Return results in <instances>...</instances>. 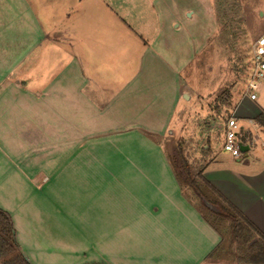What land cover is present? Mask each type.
<instances>
[{
    "label": "rangeland",
    "instance_id": "1",
    "mask_svg": "<svg viewBox=\"0 0 264 264\" xmlns=\"http://www.w3.org/2000/svg\"><path fill=\"white\" fill-rule=\"evenodd\" d=\"M59 1L50 0V9H60L55 17L75 43L81 40L77 48L87 38L98 43L100 39L108 40L98 45L97 55H107L109 69L121 67L127 56L134 59L138 55L142 45L133 36L147 40L160 60L152 64L149 52L143 68L165 72L163 80L168 78L172 88L183 92L175 112L186 113L187 117L183 116L182 132V120L177 118L163 138L149 129L137 128L127 135L111 137L106 135L109 127L128 126L99 124L96 139L83 140L80 150L65 156L62 168L50 176L46 186L29 187V221L41 234L29 237L37 258L35 262L31 255L29 260L34 264H249L244 260V250L232 242L231 222H215L216 216L201 207L192 191L177 181V196L192 203L220 239L205 262L196 263L204 254V232L195 226L194 216L191 221L185 211L180 212L182 201L174 199L175 185L168 187L165 171L157 163L154 169L148 167L152 157L143 151L151 150L152 144L159 145L171 166L168 156L176 158L179 146L192 170L200 169V152L194 149L200 138L197 131L205 129L212 116L224 127L236 105L248 94L253 47L264 34V0ZM42 14L47 22L42 23L44 26L55 24L53 17L48 21V14ZM117 16L128 26L120 25ZM132 46L137 48H132L131 55L124 48L120 50ZM41 67L42 62L38 72ZM257 97L256 103L264 107V83L258 87ZM142 115L139 112L137 117ZM143 133L152 143L144 141ZM210 138L212 151L230 157L223 152L221 136L213 134ZM65 146L74 149L68 143ZM46 159L38 160L45 164ZM170 199L175 201L170 203ZM148 202L160 211H142ZM152 209L156 211V207ZM174 209L173 214L170 211Z\"/></svg>",
    "mask_w": 264,
    "mask_h": 264
},
{
    "label": "crops",
    "instance_id": "2",
    "mask_svg": "<svg viewBox=\"0 0 264 264\" xmlns=\"http://www.w3.org/2000/svg\"><path fill=\"white\" fill-rule=\"evenodd\" d=\"M49 5H52L50 0H0V210L10 216L16 242L30 264L34 263L29 256L33 255L35 262L37 258L34 246L29 245V237L41 234L29 221V187L46 186L50 176L62 168L65 156L80 150L83 140L96 139L99 124L128 126L126 129L109 127L106 135L114 137L127 135L137 128V131L149 129L163 138L174 119L187 117L186 113L185 116L175 112L183 92L177 87L172 88L168 78L163 80L165 72L143 68L147 53H151L152 64L159 58L147 40L135 33L140 38L133 36L134 41L142 45V49H137L138 55L134 59L127 56L121 67L109 69L107 55H97L98 45H104L102 42L108 40L100 39L98 43L96 39L87 38L77 48L81 40L75 43L70 38L65 26H60L59 18L55 17L60 9H50ZM43 12L48 14V21L53 17L55 24L44 26L42 23L47 22ZM118 19L120 25L128 26L124 19ZM128 44L132 43L128 41ZM123 48L131 55L137 47H121L120 50ZM40 62L42 67L38 72ZM256 101L258 97L253 101L248 94L244 95L231 114L238 121L243 146L248 147L243 158L236 160L231 155L210 149V135L221 136L223 145L225 141L223 124L210 116L212 120L206 121L205 129L197 131L200 138L194 149L200 152L201 167L196 171L193 169L192 173L201 172L211 186L264 236V128L256 121L264 114V107ZM139 112L143 115L138 118ZM179 124L182 132L183 120ZM144 135L141 136L144 141L150 142ZM67 143L74 149L66 148ZM161 149L152 144L151 150L143 151L152 157L148 167L154 169L157 163L160 170L164 169L165 183L169 188L175 185L174 199L182 201L180 212L185 211L191 221L194 216L195 226L204 232V254L196 263L205 262L207 255L217 248L219 235L192 203L177 196V179ZM37 158H47V165ZM49 158H52L50 166ZM59 159L63 161L58 163ZM40 161L38 166L36 163ZM56 162L58 164H54ZM143 207L144 212L160 211V207L150 202ZM152 207H156V211ZM175 211L170 212L174 214ZM164 212L167 214L166 210ZM54 216L58 218L57 214ZM53 220L52 217L50 221Z\"/></svg>",
    "mask_w": 264,
    "mask_h": 264
},
{
    "label": "trees",
    "instance_id": "3",
    "mask_svg": "<svg viewBox=\"0 0 264 264\" xmlns=\"http://www.w3.org/2000/svg\"><path fill=\"white\" fill-rule=\"evenodd\" d=\"M256 121L264 128V114L258 116ZM177 156L178 158L171 155L168 157L179 185L189 188L200 201L201 207L221 219L215 217V222H221L223 219L231 222L232 242L237 248L244 250V260L247 263L264 264V236L211 186L201 172L192 173L191 167L182 157L179 146H177ZM187 197L191 199L190 196ZM201 197L219 207L222 213L216 214L206 208ZM0 264H30L16 242L10 216L2 210H0Z\"/></svg>",
    "mask_w": 264,
    "mask_h": 264
},
{
    "label": "built area",
    "instance_id": "4",
    "mask_svg": "<svg viewBox=\"0 0 264 264\" xmlns=\"http://www.w3.org/2000/svg\"><path fill=\"white\" fill-rule=\"evenodd\" d=\"M264 83V34L261 35L253 47L252 52V74L250 76L248 95L251 100H257V90L260 84ZM225 141L223 151L236 160L243 158L240 140V127L235 117L229 118L225 125ZM264 147V144H262Z\"/></svg>",
    "mask_w": 264,
    "mask_h": 264
},
{
    "label": "water",
    "instance_id": "5",
    "mask_svg": "<svg viewBox=\"0 0 264 264\" xmlns=\"http://www.w3.org/2000/svg\"><path fill=\"white\" fill-rule=\"evenodd\" d=\"M241 150H242V152H246V151L248 150V147L242 145V146H241ZM176 158H178L177 153H176ZM201 200H202L204 206H205L206 208H208L209 210H211L212 212H214V213H216V214H221V213H222L219 207H217V206H215V205L209 203V202L206 200V198L201 197ZM24 257H25V256H24Z\"/></svg>",
    "mask_w": 264,
    "mask_h": 264
}]
</instances>
